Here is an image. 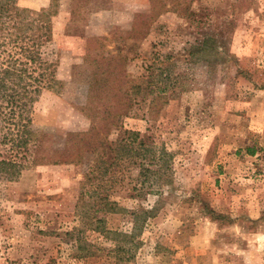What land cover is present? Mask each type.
Returning a JSON list of instances; mask_svg holds the SVG:
<instances>
[{"label":"rangeland","instance_id":"374dc122","mask_svg":"<svg viewBox=\"0 0 264 264\" xmlns=\"http://www.w3.org/2000/svg\"><path fill=\"white\" fill-rule=\"evenodd\" d=\"M15 4L30 13L48 11L51 38H42L37 49L57 82L43 89L24 114L31 118L41 151L34 143L30 152L13 149L14 126L0 117V162L12 158L21 166L13 179L0 170V264H264V0ZM200 13L206 15L204 29L186 19L193 14L200 20ZM28 15L26 22L36 17ZM140 15L152 17L144 39L130 35L134 25L140 30ZM205 34L219 52L197 49L188 56L190 45L204 41ZM15 35L13 20L0 11V71L13 56L26 62L16 47L28 42L16 41ZM222 41L226 54L234 57L231 64L216 62ZM121 56L127 58L122 70L134 86L153 76L154 87H161L169 76L166 99L150 109L135 106L124 127L152 135L169 155L172 175V183L161 187L147 183L143 200L126 198L129 189L140 187L132 165L124 164L115 184H109L115 200L128 210L154 209L138 238L142 244L133 259L124 261L111 255L112 244L89 230L78 214L81 194L88 203L93 190L86 179L90 163H51L68 133L91 127L84 113L90 63ZM37 155L48 159L36 163ZM106 219L126 233L134 226L130 215ZM74 228L106 251L80 258L77 241L66 235Z\"/></svg>","mask_w":264,"mask_h":264},{"label":"trees","instance_id":"16d2710c","mask_svg":"<svg viewBox=\"0 0 264 264\" xmlns=\"http://www.w3.org/2000/svg\"><path fill=\"white\" fill-rule=\"evenodd\" d=\"M188 7L185 12L189 11ZM0 11L2 15L8 14L13 20L15 40L23 41L26 38L25 42H28V45H16V49L20 50L18 54H23L26 62L21 63V60L13 56L8 65L0 71V117L4 115L14 126L11 138L13 149H19V151L28 149L27 151L30 152L29 146L34 143L35 149L41 151V142L33 140L35 131L31 126V118H24V114L43 89H52L53 84L57 82L55 77L49 74L52 66L42 59V54L37 49L41 45L39 41L42 38H45V41L51 38L50 16L47 10L30 13L28 10L20 9L16 6L15 0H0ZM28 14L35 15V19L26 22ZM197 16L200 20H197L196 15L193 14H188L186 19L189 17V20L198 28L204 29L206 15L200 13ZM138 18H140L138 22L141 28L136 30L134 25L130 35L137 39H144L149 33L152 17L140 15ZM26 33L32 34L27 38ZM205 35L204 41L198 39L194 46L190 45L188 56L193 57L194 50L197 49L206 50V54L210 50L219 52L213 39H209L208 34ZM30 42L32 44H29ZM220 49L222 52L218 54L220 58L216 62L231 64L234 57L226 54L227 47L224 41ZM126 59L123 56L120 59L119 57H103L101 61L96 59L90 63L91 75L87 80L89 95L84 113L90 119L91 127L87 131L68 133L64 148L53 152L51 156L54 158L51 159L54 165L90 163V171L86 179L93 190L88 194V203L85 202V193L81 194L80 203L83 204H78V214L84 215L89 230L92 229L94 233L112 244V248L108 251L118 261L133 259L134 251L142 244V240L138 238L143 233L146 221L152 217L154 209L140 207L132 211L121 206L113 197V193L111 194L112 185L116 182H113L114 176L119 173V170L122 171V166L126 163L137 168L139 173L135 180L140 182V187L135 185L126 193V198L133 200L146 199L148 192L145 190V185L147 183L159 187L172 183L170 157L165 148L160 149L152 135L144 136L124 127V120L131 116L135 106L144 104L149 105L150 109L157 100L166 99L170 89L169 76H164L161 87H154L153 76L134 86L128 78L127 71L122 70L126 65ZM168 59L171 58L168 57ZM216 62L213 63L216 64ZM40 68H43L41 73H39ZM3 101L5 104L2 103ZM114 134L116 138L112 139ZM250 153L253 155L255 152ZM38 155L33 160L36 163H43L48 159H46L47 156L40 159ZM20 168V164L12 158L0 162V170L7 172L12 179L18 175ZM117 214L130 215L134 225L131 232L126 233L108 225L106 216ZM75 234L77 237L74 236ZM83 234L84 231L81 228H74L72 232L66 233L77 241L80 258L95 256L97 251H106L86 240ZM48 264L59 263L50 261Z\"/></svg>","mask_w":264,"mask_h":264}]
</instances>
